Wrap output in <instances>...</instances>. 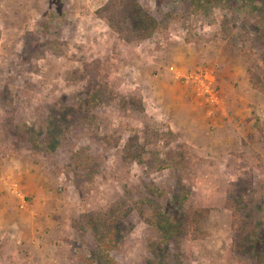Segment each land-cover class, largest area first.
<instances>
[{
    "label": "rangeland",
    "instance_id": "rangeland-1",
    "mask_svg": "<svg viewBox=\"0 0 264 264\" xmlns=\"http://www.w3.org/2000/svg\"><path fill=\"white\" fill-rule=\"evenodd\" d=\"M135 1L159 23L149 38L136 36L127 15ZM197 2L0 0V211L12 206L11 214L1 211L0 264H86L93 243L76 236L74 220L120 199L132 205L148 193L146 184L160 193L154 207L189 190L175 213L188 232L179 256L171 254L175 264H253L234 237V215L242 198L264 214V0H205L204 9ZM219 43L247 71L256 153L240 148L236 123L215 121L223 101L217 82L213 101L189 78L220 57L177 63L173 73L189 87L186 98L187 90L207 102L210 120L196 118L199 108L176 132L157 99L153 80L163 78L167 56L174 62L175 49L209 55ZM209 70L216 75V67ZM182 95L171 91V98ZM69 107L76 116L67 123ZM53 123L62 129L51 140L56 149L47 151L42 141ZM207 135L212 151L200 147L199 136ZM237 185L246 192L238 194ZM38 194L51 202H35ZM143 208L144 216L127 219L132 230L119 264H146L150 256L157 231L146 221L155 208Z\"/></svg>",
    "mask_w": 264,
    "mask_h": 264
},
{
    "label": "trees",
    "instance_id": "trees-1",
    "mask_svg": "<svg viewBox=\"0 0 264 264\" xmlns=\"http://www.w3.org/2000/svg\"><path fill=\"white\" fill-rule=\"evenodd\" d=\"M222 1L224 3L229 2V0ZM208 2L211 5L215 3L214 0H208ZM204 3L205 0H198L194 5L196 7L202 6L204 9L208 7L204 6ZM129 13L130 15H128ZM127 15L134 21L132 28L134 31L137 30L135 34L140 39H146L154 35L159 23L156 21L157 19L149 16L138 2L135 1L131 5L129 10H127ZM259 28L260 26L256 30H259ZM73 110L74 108L72 107L67 108V123L70 120L73 121V116H76ZM62 116H64V112L62 114L56 112L57 119H61ZM63 127L68 128V124ZM61 129L60 125L54 123L47 129L46 136L48 135L49 138L42 141L49 145V149H46L47 151L56 149L55 144L51 145V140L55 139L53 135H57L58 132H61ZM87 158L90 159V162L93 160L89 156ZM160 168L163 169L162 167ZM150 186L148 184L145 185L148 193L143 196L140 195V198L132 205H127L125 199H120L106 210L85 213L74 220V228L77 230L76 236L87 237L93 243L90 257L86 264H119L117 254L121 248L120 245L125 238L126 231L132 230L131 225L127 223V219L132 218L136 214H139L140 218L144 216L145 210L143 207L146 206H150L152 209L155 208L146 223L157 231V237L150 242V256L146 264H175V262L171 261V254L174 252V256H179V246H181L183 236L188 233L185 228L187 221L179 220L180 218L176 217L175 213L179 209L184 210V205L189 199V190L184 187L185 191L181 195L173 194L174 197H171L173 201L166 197L164 199L166 203L154 207L155 201H153V198L161 196L160 193H156ZM237 186L239 188L238 194L240 190L246 192L243 187ZM238 196L241 199L240 195ZM243 199L245 198H242L240 204L235 207L234 224L236 234L234 237L236 242H238L239 249L254 258L253 264H264V214L259 213L255 206L253 208L251 206L248 209L244 207ZM258 216L260 218L259 221H255L254 219ZM262 221L263 223H261Z\"/></svg>",
    "mask_w": 264,
    "mask_h": 264
},
{
    "label": "crops",
    "instance_id": "crops-1",
    "mask_svg": "<svg viewBox=\"0 0 264 264\" xmlns=\"http://www.w3.org/2000/svg\"><path fill=\"white\" fill-rule=\"evenodd\" d=\"M190 44V43H189ZM187 45L188 47L190 45ZM196 53L189 52V57H186V55L181 52V50L175 49L174 54V62L173 60L167 61L168 56L166 57V60L163 62L165 63V66L161 69L163 71V78L155 79L153 80V85L156 87V91L158 94L157 99H159V103H163L166 106L165 111L168 113V117L166 119V122H169L172 125V129L176 132H181L187 128V125L192 123L191 116L196 111H199V115L196 116V118H210L207 116L210 114V108L205 103V100L200 98L199 96L195 95V99L193 98L191 93H187L189 96L186 98V95L184 93L185 87L190 91L189 87L187 85L181 86V84H178L173 80V73L178 68L177 65L179 63L189 64V60H194L197 62H206L208 59H211L212 57H220L217 58L215 61H212L211 65L212 67H207L209 69L212 68L215 71L216 67V75H215V83L217 84L216 87L221 90V97H223L222 105H219L215 109V121H217V124L220 126H223L222 122H225L227 119L230 123H236V127H238V135L240 136V139L242 140V143L240 145V148L242 149H248L249 151H252V153H256L260 149V138L258 135H252L250 137V127L252 124H254V120L252 118V115L249 114V110L251 106V100L246 99L245 97V90L249 88V81L247 78V71L244 69L240 61H238L237 58H234L232 56H229L227 52L229 50L227 49L226 45L223 43H219L217 46L213 48V53H210L207 55L202 50H195ZM193 52V51H192ZM212 55V56H211ZM210 56V57H209ZM236 57V56H235ZM178 63V64H177ZM190 65V64H189ZM214 67V68H213ZM173 80V81H172ZM178 89H182L183 95L182 97L178 98H171V91L174 93L177 92ZM191 92V91H190ZM189 106V108H188ZM232 116V117H231ZM212 120V119H211ZM201 121V120H200ZM194 122L198 123L199 121L194 120ZM202 124V122H201ZM192 126V125H191ZM243 127V129H241ZM235 128V127H234ZM225 129V128H224ZM228 131V129H227ZM224 132V131H223ZM250 137V138H249ZM199 139H201V148L203 150L212 149V142L210 140H214L213 137L207 136H199ZM211 145V146H209ZM212 151V150H211ZM264 152V151H263ZM31 167V166H30ZM25 176H29V173L26 172ZM39 195V194H38ZM51 196H36L35 202H51L50 201ZM0 202L3 203V200H0ZM45 208V211L48 212V206L46 204H40ZM9 210L6 211V208H3L1 211H5V213H10L11 205H8ZM0 211V219L3 218V214H1ZM44 211V212H45ZM45 212V213H46ZM4 213V214H5ZM51 220H56L54 218H50ZM16 220V217H9V221ZM53 221H50L47 225H52ZM17 228V227H14ZM37 229V228H36ZM46 232L50 229L48 227H45Z\"/></svg>",
    "mask_w": 264,
    "mask_h": 264
},
{
    "label": "built area",
    "instance_id": "built-area-1",
    "mask_svg": "<svg viewBox=\"0 0 264 264\" xmlns=\"http://www.w3.org/2000/svg\"><path fill=\"white\" fill-rule=\"evenodd\" d=\"M190 80L197 83L200 93L210 96L211 100L215 101L218 98L216 94L215 73L209 69H201L190 75Z\"/></svg>",
    "mask_w": 264,
    "mask_h": 264
}]
</instances>
